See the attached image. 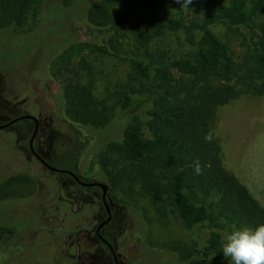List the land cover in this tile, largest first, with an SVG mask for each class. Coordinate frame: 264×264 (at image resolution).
I'll list each match as a JSON object with an SVG mask.
<instances>
[{"label": "rangeland", "instance_id": "374dc122", "mask_svg": "<svg viewBox=\"0 0 264 264\" xmlns=\"http://www.w3.org/2000/svg\"><path fill=\"white\" fill-rule=\"evenodd\" d=\"M96 2L37 0L23 25L0 29V124L23 114L37 116L40 127L34 146L47 163L71 170L85 182L108 184L101 154L110 142L122 138L136 114L147 118L149 103L133 97L128 108L115 105L105 125L76 124L66 117L61 87L77 81V75L71 65L62 67L61 79L52 73L58 58L80 43L89 45L84 53L92 62L82 82L95 80L102 93L110 84L105 92L110 95L125 81L132 35L124 25L93 23L89 9ZM140 3L130 0L119 7L137 14ZM181 11L192 13H175ZM214 29L236 54L242 52L224 25ZM154 44L167 47L174 58L190 50L182 32H165ZM73 63L79 66V57ZM238 102L264 112V96L243 95L220 106L216 134L224 152L227 110ZM34 127L33 120L21 119L0 128V225L16 229L0 242V264H115L112 251L96 235L97 226L108 217L102 188L83 186L70 174L46 167L31 152ZM259 140L264 143V132ZM223 158L233 171L225 153ZM108 195L114 202L112 220L101 233L121 253L120 264H183L177 248L208 241L209 230L198 227L191 232L171 206L161 211L160 202L156 205L139 195L132 199L111 186Z\"/></svg>", "mask_w": 264, "mask_h": 264}, {"label": "trees", "instance_id": "16d2710c", "mask_svg": "<svg viewBox=\"0 0 264 264\" xmlns=\"http://www.w3.org/2000/svg\"><path fill=\"white\" fill-rule=\"evenodd\" d=\"M128 1L98 0L89 9L93 23L124 25L132 35L129 67L117 91L106 95L110 84L102 93L95 80L82 82L92 68L84 53L88 44L71 45L56 61L55 77L61 79L68 65L77 75L61 87L66 117L101 126L115 105L128 108L133 97L148 102L147 118L136 114L100 156L108 185L132 199L160 202L161 211L171 206L193 233L198 227L210 231L207 243L177 248L183 264H230L222 253L224 234L264 223V206L224 164L218 109L243 95L264 96V0H192V13L178 15L183 9L176 0H141L137 14L119 7ZM36 2L0 0V29L23 25ZM219 24L238 39L240 54L215 31ZM165 32H182L190 50L174 58L167 47L155 46ZM15 231L0 225V242Z\"/></svg>", "mask_w": 264, "mask_h": 264}, {"label": "crops", "instance_id": "0c3cea01", "mask_svg": "<svg viewBox=\"0 0 264 264\" xmlns=\"http://www.w3.org/2000/svg\"><path fill=\"white\" fill-rule=\"evenodd\" d=\"M227 113L231 115L225 121L224 153L233 163V172L264 206V143L259 140L264 132V112L253 105L238 102Z\"/></svg>", "mask_w": 264, "mask_h": 264}, {"label": "clouds", "instance_id": "9594fccd", "mask_svg": "<svg viewBox=\"0 0 264 264\" xmlns=\"http://www.w3.org/2000/svg\"><path fill=\"white\" fill-rule=\"evenodd\" d=\"M180 8L187 10L192 0H176ZM213 134H206L205 140L211 142ZM194 172L202 174L199 160L193 162ZM222 253L230 264H264V223L254 229L240 228L226 233L222 239Z\"/></svg>", "mask_w": 264, "mask_h": 264}, {"label": "water", "instance_id": "95a60500", "mask_svg": "<svg viewBox=\"0 0 264 264\" xmlns=\"http://www.w3.org/2000/svg\"><path fill=\"white\" fill-rule=\"evenodd\" d=\"M21 119H33L35 121V128H34V131L32 133V136L30 138V141H29V144H30V148H31V152L46 166L48 167L49 169L53 170V171H61V172H65V173H68L70 175H72L81 185L83 186H86V187H100L102 188V200L104 202V205L107 209V212H108V217L103 220L102 222H100V224L97 226V229H96V234L100 237V239L102 241H104L108 246L109 248L111 249V251L113 252L114 254V257L116 259V264H119V259H118V254L114 248V246L111 244V242L106 239L102 234H101V229L106 225L108 224L111 219H112V211H111V207L114 205V202L111 201L109 199V185L105 182H102V181H90V182H85L83 181L76 173H74L73 171L71 170H63V169H58L52 165H50L49 163H47L45 161V159L36 151L35 149V146H34V141H35V138L38 134V131H39V126H40V120L38 119L37 116H34L32 114H23L21 116H18L16 118H13L12 120H10L9 122L7 123H3V124H0V128H4V127H7L9 126L10 124L16 122V121H19Z\"/></svg>", "mask_w": 264, "mask_h": 264}, {"label": "flooded vegetation", "instance_id": "af4514ba", "mask_svg": "<svg viewBox=\"0 0 264 264\" xmlns=\"http://www.w3.org/2000/svg\"><path fill=\"white\" fill-rule=\"evenodd\" d=\"M30 120H33V119H30ZM34 121V120H33ZM13 124V123H12ZM34 124H36L35 123V121H34ZM11 125V124H10ZM40 127V126H39ZM35 128V127H34ZM37 137V136H36ZM36 139V138H35ZM35 142V141H34ZM72 176V175H71ZM80 177V176H79ZM74 178V177H73ZM75 179V178H74ZM76 180V179H75ZM77 181V180H76ZM78 182V181H77ZM79 183V182H78ZM80 184V183H79ZM106 208V207H105ZM107 210V209H106ZM111 211H112V207H111ZM108 213V212H107ZM112 220V219H111ZM107 225V224H106ZM101 231H102V229H101ZM102 234V233H101ZM97 235V234H96ZM98 236V235H97ZM98 238L100 239V237L98 236ZM106 238V237H105ZM107 239V238H106ZM101 240V239H100ZM102 241V240H101ZM102 242H104V241H102ZM105 243V242H104ZM106 244V243H105ZM108 246V245H107ZM109 247V246H108ZM111 250V249H110ZM117 252V251H116ZM112 254H113V252H112ZM117 254L119 255L118 256V259H119V264H120V257H121V253H119V252H117ZM113 258H114V263L116 264V259H115V257H114V254H113Z\"/></svg>", "mask_w": 264, "mask_h": 264}]
</instances>
